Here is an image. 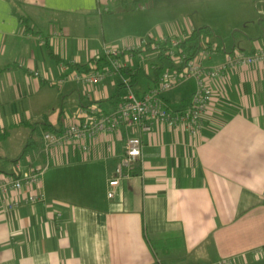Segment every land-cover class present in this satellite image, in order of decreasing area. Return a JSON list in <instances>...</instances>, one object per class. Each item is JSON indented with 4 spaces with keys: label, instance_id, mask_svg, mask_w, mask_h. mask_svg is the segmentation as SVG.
<instances>
[{
    "label": "crops",
    "instance_id": "crops-1",
    "mask_svg": "<svg viewBox=\"0 0 264 264\" xmlns=\"http://www.w3.org/2000/svg\"><path fill=\"white\" fill-rule=\"evenodd\" d=\"M196 2L217 0H0V174L50 163L40 185L45 203L8 210L0 202V264H264V64L209 82L213 100L196 137L156 123L149 133L102 135L87 153L76 145L44 151L43 134L62 132L79 109L109 113L131 91L140 98L153 88L173 68L168 61L161 72L171 39L210 28L217 52L203 61L207 68L264 46V16L216 14L236 0L205 11ZM136 44L102 82L58 83L72 66L105 68L104 47ZM194 91L189 80L163 102L184 110ZM128 137L141 139L143 157L110 199Z\"/></svg>",
    "mask_w": 264,
    "mask_h": 264
},
{
    "label": "built area",
    "instance_id": "built-area-1",
    "mask_svg": "<svg viewBox=\"0 0 264 264\" xmlns=\"http://www.w3.org/2000/svg\"><path fill=\"white\" fill-rule=\"evenodd\" d=\"M141 10L147 9L146 5L140 6ZM54 35H57L54 33ZM44 42L41 36H36ZM207 41V40H206ZM208 42V41H207ZM168 55L173 68L165 71L156 85L142 97H137L132 91L118 106L109 113H105L96 106L79 109L74 122L66 126L60 133L46 132L43 134L44 151L47 157L55 151H62L70 145H76L83 153L89 151L87 142L97 140L105 134H116L121 129L139 130L149 133L153 125L163 124L170 127H184L196 137L202 130L204 120L213 100V91L210 81L222 79L226 71H235L241 67L257 66L264 64V46L258 47L253 53L247 54L235 50L226 54L224 63L207 68L203 61L209 59L217 48L210 43L203 46L197 55L189 59L188 55L177 51L181 40L171 39L166 42ZM156 46V44H154ZM140 48V44L117 47H104L103 55L107 66L102 69H93L88 73L72 72L63 74L58 83L73 80L82 86H94L106 78L118 73L121 69L119 58L126 54L132 58ZM35 76H38L35 73ZM189 80L195 81V91L191 96L189 106L184 110H170L163 102V96L183 85ZM143 143L139 137H128L124 143V152L116 164L114 175L108 181V198L114 197L113 189L122 180L129 179L133 171V164L141 161L143 157ZM50 165L30 172H21L20 165H16L19 172L14 174H0V202L8 210L19 209L22 206L45 203V196L41 190L42 178L45 170ZM259 250L258 253H261ZM220 264H233V261L223 260Z\"/></svg>",
    "mask_w": 264,
    "mask_h": 264
},
{
    "label": "trees",
    "instance_id": "trees-1",
    "mask_svg": "<svg viewBox=\"0 0 264 264\" xmlns=\"http://www.w3.org/2000/svg\"><path fill=\"white\" fill-rule=\"evenodd\" d=\"M22 21L28 31V28H29L28 20L23 19ZM261 24L264 30V19L261 20ZM212 35H213L212 30L208 27H202V28L196 29L193 31V33L190 35L189 38H187L184 41H181V45L179 49H177V51L185 53L186 55H188L189 59H192L197 55L199 50L203 48L204 45L209 44V42H207L206 40L207 38L212 37ZM165 51H167V49ZM49 54L54 59L58 58V56L55 55L52 50H50ZM164 55H165V58L172 64L171 58L168 55H166L165 52H164ZM71 70L82 72V73H88L91 71L90 68H88L87 66H77V65L72 66ZM169 246H170V243H167L165 245L156 244L157 250H161V251H165L167 249L165 247L169 248Z\"/></svg>",
    "mask_w": 264,
    "mask_h": 264
},
{
    "label": "rangeland",
    "instance_id": "rangeland-1",
    "mask_svg": "<svg viewBox=\"0 0 264 264\" xmlns=\"http://www.w3.org/2000/svg\"><path fill=\"white\" fill-rule=\"evenodd\" d=\"M201 3L202 2L193 3V7L198 8L201 6V7H203L202 9H204V11H205L209 7L210 8H217L220 6H224L222 4V0H219V1L217 0V2L215 4H206L205 3L203 6ZM225 6H227L226 7L227 11L223 10L222 12L216 13V14L221 15L223 13L224 15L226 14L229 17H231L230 15H234V14L238 15L239 13H243V14H248L251 19H255L256 18L255 16H259V18L264 16V0H245L244 5L242 7H241V5H239V3H237V0H236V2H228V4H226ZM247 9H249V10L247 11ZM218 11H219V9H218ZM212 13L215 14L214 9H213ZM215 20H217V19H215ZM219 45L222 47L223 43L220 42ZM226 46H227V48L230 47V45L228 43H226ZM153 59L154 58H151L147 63L151 64L153 62ZM164 62H165V69L163 68V70L161 72L168 69V60L165 59ZM45 159H46V157H45Z\"/></svg>",
    "mask_w": 264,
    "mask_h": 264
}]
</instances>
